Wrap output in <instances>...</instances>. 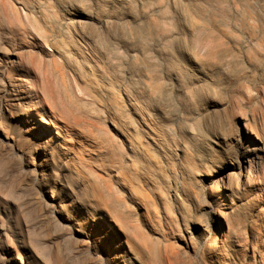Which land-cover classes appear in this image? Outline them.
Segmentation results:
<instances>
[{
    "label": "bare ground",
    "instance_id": "1",
    "mask_svg": "<svg viewBox=\"0 0 264 264\" xmlns=\"http://www.w3.org/2000/svg\"><path fill=\"white\" fill-rule=\"evenodd\" d=\"M258 4L240 26L241 0H0L3 43L35 37L0 44V200L30 184L54 264H259L238 230L264 213ZM0 257L23 264L2 231Z\"/></svg>",
    "mask_w": 264,
    "mask_h": 264
},
{
    "label": "rangeland",
    "instance_id": "2",
    "mask_svg": "<svg viewBox=\"0 0 264 264\" xmlns=\"http://www.w3.org/2000/svg\"><path fill=\"white\" fill-rule=\"evenodd\" d=\"M255 2L256 0H241V7L237 8V11L240 12V17L238 18L239 20L238 22L236 21V23H238L240 26H244L246 24H250L254 26L258 25L254 22L252 23L251 20H248L249 19L248 16L250 12L253 10ZM226 4L227 3L225 2L224 5ZM19 8L17 9L20 16L19 18L25 22L26 16L24 14V11L21 8L20 9ZM232 8H234L233 5L231 6V9ZM258 8H259V16L264 15V0H259ZM226 21H227L226 29L230 32V34L239 38L240 32H238V30L236 31L233 28L232 21L230 20H226ZM233 23L235 22L233 21ZM258 27H259V54L257 53L253 54L251 50H249V53L253 55L254 58L257 59V61L259 62V65H261V69H259V74H257L254 77L257 80L259 79V86H261L260 84L264 83V51H262V48L264 47V25H262V22L260 20ZM22 38L23 39H21L20 37L10 38L8 43L5 44L3 43L4 41L2 36V30L0 28V44L12 52L21 50V42H25V43L27 42L28 44L32 45L33 40L35 39V37L30 34H27ZM228 49L231 50L230 47ZM43 52L47 54L50 53L46 48H43ZM235 53L237 54L238 52ZM253 85H257V84H253ZM248 93L249 92H246L245 94L252 96L254 102L247 105V107L249 111H255L257 113V116L260 117L261 110L264 111L263 96L260 93L259 95H257L254 91H252L250 94ZM243 104L244 102H242L241 105ZM233 118H234L233 120L234 124L238 125L241 131H244V121L247 118L240 115H237ZM262 136L264 137V124H263ZM0 162H2V168H1L2 170H5L9 166L17 167V168L20 167V164L17 162L10 163L5 156V153L2 152V149H0ZM31 163L33 164V162ZM261 176H263V179L262 177L261 179L264 186V171ZM29 186L30 184L24 179L23 176H21L15 181V194L12 196L13 198L11 199L10 197L7 199L0 200V232L2 231L5 234V239L7 240L9 246L11 247V250L13 251V253H16L18 255V257L20 258L23 264L30 262L25 258L24 250L20 248V246L22 245L27 247V249H31L33 251L37 250L42 257H45L44 261L49 262L50 264H54L55 260L53 256L56 252L54 250L56 245H54L55 242L54 237L48 225V217H47L48 214L42 208V206H40L41 203L39 202V198L37 196H32L33 194L31 192V187ZM263 193H264V189H263ZM262 196L263 195H261V197ZM28 199L31 200L30 202H32L28 204L29 205L28 207L30 209L29 212L30 216L25 217V219L22 220V213H24L25 208L21 209V206L23 205V202H25ZM28 207L26 206V209ZM259 216H260L259 225H251L245 222L243 223V226L240 227L238 230H239V239L243 244H246L245 241L249 242L251 237H254V239L257 240V242L253 244L254 246L250 245L249 250L250 252H252V250H254L255 252L258 251L259 259L260 256L262 257V259L259 260V264H264V213L260 211Z\"/></svg>",
    "mask_w": 264,
    "mask_h": 264
},
{
    "label": "snow or ice",
    "instance_id": "3",
    "mask_svg": "<svg viewBox=\"0 0 264 264\" xmlns=\"http://www.w3.org/2000/svg\"><path fill=\"white\" fill-rule=\"evenodd\" d=\"M0 259H2V257H0Z\"/></svg>",
    "mask_w": 264,
    "mask_h": 264
}]
</instances>
